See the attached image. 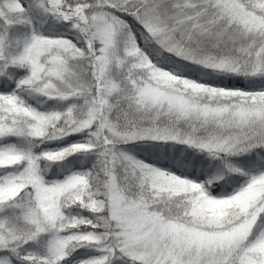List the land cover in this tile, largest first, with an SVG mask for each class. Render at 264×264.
Masks as SVG:
<instances>
[{"label": "snow or ice", "instance_id": "6c2138e0", "mask_svg": "<svg viewBox=\"0 0 264 264\" xmlns=\"http://www.w3.org/2000/svg\"><path fill=\"white\" fill-rule=\"evenodd\" d=\"M0 264H264V0H0Z\"/></svg>", "mask_w": 264, "mask_h": 264}]
</instances>
